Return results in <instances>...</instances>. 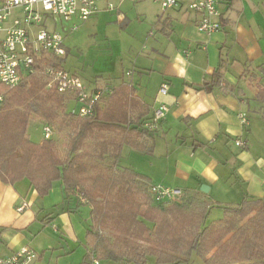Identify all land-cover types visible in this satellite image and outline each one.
<instances>
[{"label": "crops", "instance_id": "crops-1", "mask_svg": "<svg viewBox=\"0 0 264 264\" xmlns=\"http://www.w3.org/2000/svg\"><path fill=\"white\" fill-rule=\"evenodd\" d=\"M124 1L113 0L114 9L93 17L103 20L104 13L115 11L125 21ZM190 1L163 10L148 32L144 23L128 32L127 21L124 37L110 41L118 49L97 57L95 78L85 85L103 91V107L126 84L137 100L127 111L131 120L149 119L159 103L167 105L155 131L132 132L145 150L129 144L121 150L120 165L147 177L149 185L180 188L220 206L246 196L264 199V102L256 97V84L264 86V0H219L222 28L211 34L197 29L200 16L187 10ZM218 71L222 79L216 81ZM163 83L169 86L165 95ZM70 102L77 112L75 98ZM237 139L247 145L238 146ZM66 197L60 181L41 197L27 178L15 184L0 178V258L28 247L37 254L36 264H77L78 248L87 252V228L80 222L90 208L77 204L84 202L78 192Z\"/></svg>", "mask_w": 264, "mask_h": 264}, {"label": "trees", "instance_id": "trees-1", "mask_svg": "<svg viewBox=\"0 0 264 264\" xmlns=\"http://www.w3.org/2000/svg\"><path fill=\"white\" fill-rule=\"evenodd\" d=\"M62 59L49 55L43 62L64 69ZM30 77L15 88L0 82V178L8 184L27 178L41 197L56 181L66 200L69 192H78L84 202H76L89 206L93 223L82 264L104 257L129 264H148L149 257L158 264H192L194 254L206 264H264V199L246 196L220 206L183 191L176 200L157 203L147 177L120 165L125 144L145 150L132 132H149L143 127L148 118L128 116L137 100L129 97L126 84L115 88L103 107L102 91L92 114L80 116L68 108L74 94ZM216 77L222 79L219 71ZM256 86V97L264 102V86ZM33 121L50 125L65 151L53 135L34 142L29 133ZM217 207L223 217L205 225L206 215Z\"/></svg>", "mask_w": 264, "mask_h": 264}, {"label": "built area", "instance_id": "built-area-1", "mask_svg": "<svg viewBox=\"0 0 264 264\" xmlns=\"http://www.w3.org/2000/svg\"><path fill=\"white\" fill-rule=\"evenodd\" d=\"M155 1L164 11L179 5V0ZM218 3L219 0H192L186 5L187 10L200 16L197 22L200 32L211 34L222 28ZM114 8L113 0H0V82L8 88H15L26 74L40 70L47 80L48 88L74 94L79 115H91L93 105L100 99L102 91H89L78 74L65 68L47 66L43 62L45 56L62 57L67 53L62 34L48 28V25L54 21L55 16L65 21L75 18L87 21L102 10ZM168 90V84L163 83L160 93L165 95ZM167 111V105L159 103L151 119L144 121L143 127L155 131ZM240 117L243 122H247L245 113H241ZM42 129L44 138L52 137L50 125H43ZM236 144L241 147L247 145L243 139H237ZM149 192L157 203L176 200L183 195L180 188L154 183L149 185ZM36 258L37 254L33 250L24 247L12 255L0 258V264H36ZM91 264H99V260L93 258Z\"/></svg>", "mask_w": 264, "mask_h": 264}, {"label": "rangeland", "instance_id": "rangeland-1", "mask_svg": "<svg viewBox=\"0 0 264 264\" xmlns=\"http://www.w3.org/2000/svg\"><path fill=\"white\" fill-rule=\"evenodd\" d=\"M123 3L124 4L120 10V14H122V17H127L125 21H118V13L111 11L104 13L103 20H97L95 17H93L87 21H82L76 18L71 21H65L62 18L55 16L53 17L54 21L48 25V28L57 30L64 37V45L67 51L66 55L62 56L64 67L71 73L78 74L83 79L85 84L90 83L91 80L95 78L94 66L95 64H97V66L101 64L100 61H97V57L99 55L103 56L102 54L118 49L117 42H111L110 46V41L113 38L124 37L126 34V27L124 25L127 21H130L132 24L130 31L128 32L140 27L139 25L142 23L145 25V27L142 26V28H144L143 30H147L145 32H148L152 24L156 22L157 17L163 12L162 7L154 0H137L136 2L126 0ZM101 17L102 15L99 16V19H101ZM150 20L153 21L150 22ZM74 26L75 28L72 29ZM108 38L109 40H107ZM30 75L44 80V76L40 70H36ZM30 75H25V81L31 78ZM1 85L0 90L4 88ZM74 107V102H70L68 104L69 109L73 110ZM42 125L47 124H44L40 121H33L29 126V133L34 142L40 143L42 140H44ZM53 137L57 140L60 150L65 151V148L62 145L63 139L56 133L53 135ZM87 211H89L88 208ZM222 217L223 210L221 208L211 209L205 217V225H209L212 221L218 220ZM85 222H80L83 224V228L93 229V223L90 215H86ZM84 234L85 229L80 232V236L84 238ZM84 254L85 248L82 245L78 248L76 254L74 255V259L77 261V264H82L83 258L85 256ZM196 257L198 256L195 254L192 255V264H198ZM99 264L129 263L126 260H114L113 257H104L99 261ZM148 264L158 263L154 257H149Z\"/></svg>", "mask_w": 264, "mask_h": 264}, {"label": "water", "instance_id": "water-1", "mask_svg": "<svg viewBox=\"0 0 264 264\" xmlns=\"http://www.w3.org/2000/svg\"><path fill=\"white\" fill-rule=\"evenodd\" d=\"M201 190L204 191V192H207L209 190V187L206 186V185H202L201 186Z\"/></svg>", "mask_w": 264, "mask_h": 264}]
</instances>
